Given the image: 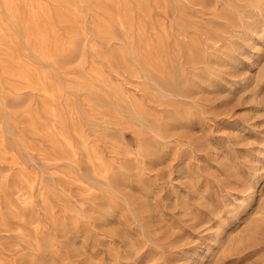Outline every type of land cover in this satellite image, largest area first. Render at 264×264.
<instances>
[{
    "label": "rangeland",
    "instance_id": "obj_1",
    "mask_svg": "<svg viewBox=\"0 0 264 264\" xmlns=\"http://www.w3.org/2000/svg\"><path fill=\"white\" fill-rule=\"evenodd\" d=\"M0 264H264V0H0Z\"/></svg>",
    "mask_w": 264,
    "mask_h": 264
},
{
    "label": "bare ground",
    "instance_id": "obj_2",
    "mask_svg": "<svg viewBox=\"0 0 264 264\" xmlns=\"http://www.w3.org/2000/svg\"><path fill=\"white\" fill-rule=\"evenodd\" d=\"M147 19V18H146ZM255 31V30H254ZM122 58V57H121ZM92 73V72H91ZM19 77V76H18ZM19 79V78H18ZM20 80V79H19ZM32 121V120H31ZM23 143V142H22ZM40 153V152H39ZM58 161V160H57ZM60 162V161H59ZM232 204V203H231ZM126 222V221H125ZM111 223V222H110ZM129 223V222H128ZM256 238V237H255ZM175 239V238H174ZM183 245V244H182ZM186 253V252H185Z\"/></svg>",
    "mask_w": 264,
    "mask_h": 264
}]
</instances>
